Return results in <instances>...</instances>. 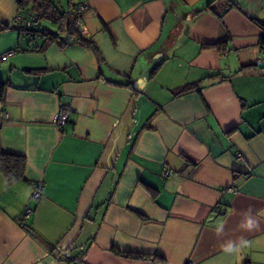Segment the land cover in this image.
<instances>
[{
    "label": "crops",
    "instance_id": "crops-1",
    "mask_svg": "<svg viewBox=\"0 0 264 264\" xmlns=\"http://www.w3.org/2000/svg\"><path fill=\"white\" fill-rule=\"evenodd\" d=\"M78 4L77 34L44 41L0 0V150L25 157L0 168V264H264V0Z\"/></svg>",
    "mask_w": 264,
    "mask_h": 264
},
{
    "label": "trees",
    "instance_id": "trees-1",
    "mask_svg": "<svg viewBox=\"0 0 264 264\" xmlns=\"http://www.w3.org/2000/svg\"><path fill=\"white\" fill-rule=\"evenodd\" d=\"M19 9H30L36 13L39 17V25L25 31L27 35H41L45 37L44 41H51L60 38L61 33L60 28L65 26V31L68 37L74 36L77 34V24L73 22V19L76 17L80 18L79 11L76 9H70L65 11H59L52 0H17ZM209 10H212L220 20H222L224 12H216L210 5H207ZM49 20L50 22L59 24L58 29H52L47 27H42V22ZM14 27V25H13ZM15 28V27H14ZM61 39V38H60ZM63 40V39H61ZM74 41H78L87 45V42L81 37L77 36L74 38ZM262 47H264V36L261 37ZM226 45V40H216L209 43H204L202 47L204 48H217L222 50ZM126 85H129L126 84ZM6 82L0 80V102L2 101L4 89ZM191 86H184L176 93H180L186 90H189ZM232 131V130H231ZM0 168L6 180L8 182H13L17 179L25 178L24 169H25V157L23 155L7 153L0 150ZM33 234L32 230H29ZM111 251L117 255L131 257V258H146L144 254L122 251L114 246L111 247ZM70 261V259H68Z\"/></svg>",
    "mask_w": 264,
    "mask_h": 264
},
{
    "label": "built area",
    "instance_id": "built-area-1",
    "mask_svg": "<svg viewBox=\"0 0 264 264\" xmlns=\"http://www.w3.org/2000/svg\"><path fill=\"white\" fill-rule=\"evenodd\" d=\"M84 4H78L76 9L78 11L83 10ZM73 22L75 24L80 23V18L76 17L73 19ZM39 25V17L36 15V13L30 9H19L16 12V15L14 17V27L19 30V31H25L27 29L36 27ZM13 51H7L4 54L0 56L1 59L11 55ZM258 63L264 64V47H262L260 55L258 56ZM68 114H69V108L66 105H61L58 112L54 116V123L61 127L66 121L68 120ZM7 114L3 112L2 107H1V102H0V126L3 124V122L7 119ZM173 172L172 169L169 167H164L162 171V176L166 177L169 176ZM34 189L32 192V197L34 199H39L42 196V188L43 185L41 183H34L33 184ZM219 212H223L222 209L218 208ZM32 213V207L29 206V204L25 205L24 208V218L27 219ZM70 260H78L79 256L69 258ZM187 264H198L193 260H189Z\"/></svg>",
    "mask_w": 264,
    "mask_h": 264
},
{
    "label": "clouds",
    "instance_id": "clouds-1",
    "mask_svg": "<svg viewBox=\"0 0 264 264\" xmlns=\"http://www.w3.org/2000/svg\"><path fill=\"white\" fill-rule=\"evenodd\" d=\"M264 214V213H262ZM259 226L258 220L254 217L251 209L246 210L244 217L239 225L244 230H252Z\"/></svg>",
    "mask_w": 264,
    "mask_h": 264
},
{
    "label": "rangeland",
    "instance_id": "rangeland-1",
    "mask_svg": "<svg viewBox=\"0 0 264 264\" xmlns=\"http://www.w3.org/2000/svg\"><path fill=\"white\" fill-rule=\"evenodd\" d=\"M52 1H54V4L59 11H63L67 9L68 0H52ZM58 26L59 24L50 22L49 20H45L42 22V27L58 29Z\"/></svg>",
    "mask_w": 264,
    "mask_h": 264
},
{
    "label": "water",
    "instance_id": "water-1",
    "mask_svg": "<svg viewBox=\"0 0 264 264\" xmlns=\"http://www.w3.org/2000/svg\"><path fill=\"white\" fill-rule=\"evenodd\" d=\"M61 39H66V41H69L70 38L68 37V35H64V36H60Z\"/></svg>",
    "mask_w": 264,
    "mask_h": 264
}]
</instances>
